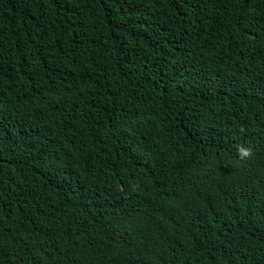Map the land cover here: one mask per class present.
I'll list each match as a JSON object with an SVG mask.
<instances>
[{"label": "trees", "instance_id": "1", "mask_svg": "<svg viewBox=\"0 0 264 264\" xmlns=\"http://www.w3.org/2000/svg\"><path fill=\"white\" fill-rule=\"evenodd\" d=\"M0 264H264V0H0Z\"/></svg>", "mask_w": 264, "mask_h": 264}, {"label": "clouds", "instance_id": "2", "mask_svg": "<svg viewBox=\"0 0 264 264\" xmlns=\"http://www.w3.org/2000/svg\"><path fill=\"white\" fill-rule=\"evenodd\" d=\"M238 154L241 157V159L243 158H247L250 157L252 155V150L251 148H239L238 149Z\"/></svg>", "mask_w": 264, "mask_h": 264}]
</instances>
